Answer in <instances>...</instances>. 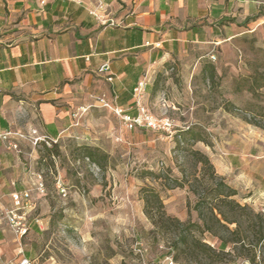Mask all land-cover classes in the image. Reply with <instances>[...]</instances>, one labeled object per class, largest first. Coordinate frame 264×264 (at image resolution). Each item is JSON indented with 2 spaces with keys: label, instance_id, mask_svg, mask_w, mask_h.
I'll return each mask as SVG.
<instances>
[{
  "label": "crops",
  "instance_id": "crops-1",
  "mask_svg": "<svg viewBox=\"0 0 264 264\" xmlns=\"http://www.w3.org/2000/svg\"><path fill=\"white\" fill-rule=\"evenodd\" d=\"M247 34L264 39V0H2L0 136L26 131L33 144L36 138L87 142L107 120L118 124L100 99L136 116L139 83L147 82L144 102L150 108L163 87L159 79L174 69L186 87L195 79L191 86L200 100L195 107L202 108L203 117L196 124L213 131L219 116L207 106L205 116L199 95L220 75L218 63L227 61L220 51ZM105 66L109 71L100 72ZM184 94L189 96L187 90ZM222 117L229 126L230 112ZM210 136L222 143L219 149H203L216 173L231 187L253 193L248 201L264 210V130L244 124L233 136L230 130ZM11 141L19 145L22 139ZM8 144L0 139L3 208L20 206L17 197L26 192L34 207L23 238L13 233L0 209V264L24 258L35 264L44 230V220L36 215L44 197L38 191L41 176L26 165L28 153Z\"/></svg>",
  "mask_w": 264,
  "mask_h": 264
},
{
  "label": "rangeland",
  "instance_id": "rangeland-1",
  "mask_svg": "<svg viewBox=\"0 0 264 264\" xmlns=\"http://www.w3.org/2000/svg\"><path fill=\"white\" fill-rule=\"evenodd\" d=\"M220 52L227 61L218 63L220 75L199 95L203 109L219 116L213 131L196 124L202 108L195 107V79L186 87L174 69L159 79L163 87L152 107L146 95L141 99L155 118L171 120L170 131L128 130L117 117L118 124L107 120L87 142L33 144L26 131L20 134L19 149L29 154L25 163L45 185L36 212L44 230L35 264H264V246L231 244L221 252L222 239H232L238 228L230 220L239 222L246 244L254 241V232L245 231L246 215L230 201L263 216L264 210L248 201L253 193L247 190L232 187L238 194L227 197L226 178L195 155H206L204 145L219 149V136H210L215 130H230V136L244 124L264 130V39L247 34Z\"/></svg>",
  "mask_w": 264,
  "mask_h": 264
},
{
  "label": "built area",
  "instance_id": "built-area-1",
  "mask_svg": "<svg viewBox=\"0 0 264 264\" xmlns=\"http://www.w3.org/2000/svg\"><path fill=\"white\" fill-rule=\"evenodd\" d=\"M2 0H0L1 3ZM48 0H42V4H46ZM113 24L112 22H110ZM215 59V57H213ZM109 71V67L105 66L100 69V72ZM111 81L112 78H109ZM146 81L139 83L138 87L134 90V94L137 97L136 105L138 108V114L136 116H131L127 114L123 109L114 107L111 103L107 102L104 98L100 99L105 108L110 109L117 117H119L128 130H134L138 127H143L151 130H163L170 131L173 127V123L169 118L157 119L151 114L142 104L141 99L143 97ZM24 138L23 135L6 133L0 136V139L9 143V149L19 150V145L16 142H12V137ZM41 139L36 138L34 143L37 144ZM40 183L38 184V191L40 193L45 192V185L42 178L39 177ZM22 201L21 205L14 209H4L2 201L0 199V209H2L1 216L7 221L10 229L15 235L23 238L29 232V212L34 207V201L32 200L30 192H26L21 196L17 197ZM2 259V252L0 251V261ZM15 264H33L29 259H22ZM168 264H175L173 260H170Z\"/></svg>",
  "mask_w": 264,
  "mask_h": 264
},
{
  "label": "trees",
  "instance_id": "trees-1",
  "mask_svg": "<svg viewBox=\"0 0 264 264\" xmlns=\"http://www.w3.org/2000/svg\"><path fill=\"white\" fill-rule=\"evenodd\" d=\"M195 155L197 157L200 158V162H203L206 165H210L212 168L213 165H211V162L209 160V158L204 155L201 152H196ZM229 189V193L227 195V197H234L236 196L238 193L235 189H233L232 187H227ZM153 196L155 198H159L158 195L156 193L153 194ZM230 207L234 210V211H240L242 213H244V215H246L247 217V229L245 231L248 232H254V241L246 244V239L244 237L241 236V229L239 226V222L238 221H231L230 220V224H238V228L236 231L232 232V239L227 240V239H222L221 245H220V250L221 252H224L227 248L230 247V245H239L241 244L242 248L245 247H256V246H264V216L261 213H256L252 208H250L249 206H241L238 202L236 201H230L229 202ZM226 221H228V219H225ZM217 223L221 224V220L217 219ZM208 230L211 231L212 227L208 226ZM212 250V249H211Z\"/></svg>",
  "mask_w": 264,
  "mask_h": 264
}]
</instances>
